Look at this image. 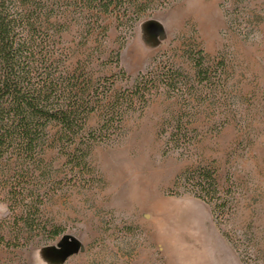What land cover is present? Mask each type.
I'll use <instances>...</instances> for the list:
<instances>
[{"label":"rangeland","instance_id":"rangeland-1","mask_svg":"<svg viewBox=\"0 0 264 264\" xmlns=\"http://www.w3.org/2000/svg\"><path fill=\"white\" fill-rule=\"evenodd\" d=\"M80 9L32 11L53 69L90 77L93 110L71 135L49 122L32 158L4 159L0 180L22 193L0 195V264H264V0ZM146 71L175 83L130 103ZM198 168L217 201L176 185Z\"/></svg>","mask_w":264,"mask_h":264},{"label":"trees","instance_id":"trees-1","mask_svg":"<svg viewBox=\"0 0 264 264\" xmlns=\"http://www.w3.org/2000/svg\"><path fill=\"white\" fill-rule=\"evenodd\" d=\"M42 1L45 0H0V170L11 154L28 158L38 154L49 122L56 121L71 135L82 126L83 114L93 110L88 106L90 77L83 70L77 75L60 70L58 65L53 69L48 40L37 33L41 20L32 13ZM124 1L127 0H57V9L66 4L80 6L81 11L100 8L109 12L111 5ZM174 81L171 72L160 79L154 78L151 71L139 73L128 100L144 103L158 82L171 86ZM123 98L124 94L115 96L106 121L114 123L119 119L118 106ZM176 185L188 187L207 201L219 199L215 177L207 168L187 169L177 176ZM2 192L5 196L11 193L13 201L22 193L0 180V195ZM21 199L24 201L23 196ZM31 200L35 204L34 198ZM57 233L54 230L53 234ZM1 243L8 242L0 233Z\"/></svg>","mask_w":264,"mask_h":264},{"label":"bare ground","instance_id":"bare-ground-1","mask_svg":"<svg viewBox=\"0 0 264 264\" xmlns=\"http://www.w3.org/2000/svg\"><path fill=\"white\" fill-rule=\"evenodd\" d=\"M195 256H196V255H195ZM195 256H194V257H195ZM196 258H197V257H196ZM196 260H197V259H196ZM192 261H193V260H192ZM190 263H191V262H190ZM190 263H189V264H190Z\"/></svg>","mask_w":264,"mask_h":264}]
</instances>
